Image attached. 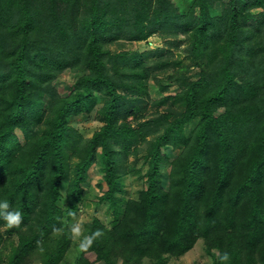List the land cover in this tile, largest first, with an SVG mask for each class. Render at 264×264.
<instances>
[{"label": "trees", "instance_id": "1", "mask_svg": "<svg viewBox=\"0 0 264 264\" xmlns=\"http://www.w3.org/2000/svg\"><path fill=\"white\" fill-rule=\"evenodd\" d=\"M152 36L179 54L125 49ZM96 97L85 139L68 121ZM93 165L113 221L86 224L74 264H166L201 239L224 264H264V0H0V200L22 215L0 220L3 264L64 261ZM129 175L146 186L124 200Z\"/></svg>", "mask_w": 264, "mask_h": 264}, {"label": "rangeland", "instance_id": "2", "mask_svg": "<svg viewBox=\"0 0 264 264\" xmlns=\"http://www.w3.org/2000/svg\"><path fill=\"white\" fill-rule=\"evenodd\" d=\"M177 2L181 10H187L190 2L192 0H174ZM228 1V0H224ZM220 6L217 5L214 9L212 8L213 14L218 13L220 11ZM183 39V38H181ZM128 44V43H127ZM181 47L179 50H182ZM126 50H132L139 52V54L144 55L146 60H151L157 56V54L162 50H172L179 54L175 49V46L172 44H168L165 40H161L157 36L150 37L147 41H134L132 45H127ZM75 75L65 72L62 74L57 82L56 86L58 90L62 94H67L68 87L73 83ZM176 86H171V89L165 95L174 94L177 91ZM152 99L159 98L161 94L155 90V87H151L150 89ZM96 104L94 109L87 114H83L78 117H72L69 119V124L73 126L81 135L84 136L85 139H89L93 136L94 132L97 131L102 125L96 116V110L102 106V100L99 97H96ZM167 105H162L161 109H164ZM151 111L154 110V107H150ZM18 137L21 142H24V136L21 131H17ZM172 154V152H170ZM146 184H144L139 178L136 176H126L123 180L122 187L123 192L119 193L118 196L124 200L128 199H137L139 196L140 190H142ZM66 190H67V182L61 186L62 198L59 202L61 206L66 205ZM106 190L105 183L102 180V176L99 174L96 166L93 165L88 170V177L83 185V191L80 197L75 202L76 206H78L77 210L72 213L71 219L68 222V228L71 230V234L73 237L71 250L66 255L64 261L61 264H74L77 260L78 255L81 253L80 243L84 239V237H88V230L86 228V224L92 223L95 219L99 220L104 225L110 227L111 222L113 221V209L110 207L109 203L103 202L99 203L98 198L103 194ZM79 224L80 226V235L78 237L73 236L72 227L74 225ZM15 242L17 239L14 240ZM3 249V246H0V249ZM9 253V249H4V253L0 256V264L1 258L7 256ZM219 258V253L213 251L212 254L208 252L206 244L204 240H199L196 245L191 249L188 253L180 258H172L169 257L166 259V264H214V258ZM88 258L92 261L95 260V256L93 254H88ZM33 261H29L28 264H40L38 258H32ZM104 264V263H97ZM141 264H151L149 260H144Z\"/></svg>", "mask_w": 264, "mask_h": 264}, {"label": "clouds", "instance_id": "3", "mask_svg": "<svg viewBox=\"0 0 264 264\" xmlns=\"http://www.w3.org/2000/svg\"><path fill=\"white\" fill-rule=\"evenodd\" d=\"M0 220H3L9 227H18L22 222V215L19 209H12L7 200H0ZM80 226L79 224L72 227V233L74 238L80 235ZM100 235L99 231L93 234V236ZM92 243V237H84L80 243L81 250H87L88 246ZM230 259L229 253L224 252L219 256L221 264L227 262Z\"/></svg>", "mask_w": 264, "mask_h": 264}]
</instances>
